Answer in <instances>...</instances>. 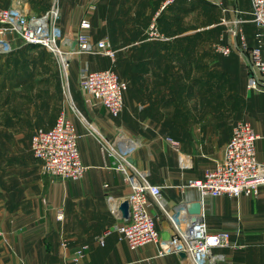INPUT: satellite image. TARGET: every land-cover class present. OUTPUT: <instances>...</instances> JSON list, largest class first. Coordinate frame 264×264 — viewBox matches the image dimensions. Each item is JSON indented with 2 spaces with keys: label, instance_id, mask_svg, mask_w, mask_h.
<instances>
[{
  "label": "crops",
  "instance_id": "1",
  "mask_svg": "<svg viewBox=\"0 0 264 264\" xmlns=\"http://www.w3.org/2000/svg\"><path fill=\"white\" fill-rule=\"evenodd\" d=\"M216 1H222L223 7L199 4L187 13L173 8L170 24L162 26L170 39L150 41L147 24L161 0H0V7L17 4L28 15H40L56 2L57 27L63 36H74L80 20L86 18L90 40L107 38L115 55L77 54L71 67L87 62L92 70L112 68L127 83L117 117L101 106L89 108L79 95V108L62 104L57 115L54 98L43 108L38 97L39 106L31 105L29 116L23 115L21 99L4 105L0 112V264H189L179 254L158 256L155 244L132 251L119 239L113 230L119 221L111 207L126 198L130 188L114 168L115 156L101 149L97 137L111 142L122 130L135 141L131 163L146 172L151 184L161 186L169 208L198 200L197 190L185 185L202 178L222 157L237 120H248L261 136L256 152L264 162V92L248 91L242 57L235 50L227 56L217 52L214 45L225 43L226 35L203 26L220 19L222 8L240 0ZM245 4L244 10L247 6L249 10V0ZM247 12L241 16L248 18ZM243 29L252 43L254 27L245 23ZM4 97L0 94V101ZM62 111L74 122L80 157L87 167L78 180L44 174L41 162L30 152L34 131L52 127ZM27 120L29 125L24 124ZM200 205L209 231L229 233L230 247L216 249L225 256L222 264H264V186L256 195L205 197ZM149 212L156 217L160 235L169 234V222L153 201ZM82 247L86 248L75 261V251Z\"/></svg>",
  "mask_w": 264,
  "mask_h": 264
},
{
  "label": "built area",
  "instance_id": "2",
  "mask_svg": "<svg viewBox=\"0 0 264 264\" xmlns=\"http://www.w3.org/2000/svg\"><path fill=\"white\" fill-rule=\"evenodd\" d=\"M176 1L161 0L146 28V40L170 39L158 29L156 18ZM216 4L221 5V1H216ZM58 11L56 2L40 15H28L17 4L0 7V55L12 53L14 40L18 38L24 45L35 44L45 48L59 59L64 71L67 60L76 54L114 57L115 51L107 38L95 42L90 40L86 33L90 23L86 18L80 20L79 30L74 36L61 35L56 25ZM222 12L219 24L224 26L227 41L217 42L214 45L215 50L225 56L235 50L244 62L247 88L264 92V0H249L248 18H243L239 10L231 12L229 16V9L222 8ZM245 23H251L254 27L252 43L247 41L243 29ZM77 77L81 92L92 106L103 107L111 117L120 114L124 106L127 83L114 69L92 70L84 62L78 68ZM76 113L79 114L78 111ZM78 138L73 120L62 111L52 127L34 131L29 141L30 152L41 162L44 174L78 180L87 168L80 157ZM97 139L104 152L115 156L114 168L122 173L130 188L126 197L130 207L129 221L126 223L119 218L117 203L111 207L113 217L119 221L113 230L130 250L135 251L139 247L155 244L158 246V256L183 252L186 255L184 260L189 264L224 262L225 256L216 249L230 247L229 233L209 231L201 212H189L187 206L190 201H182L169 208L161 194V186L151 184L146 172L131 163L129 158L135 149V141L122 130L117 132L111 142L101 136ZM260 139L261 136L248 120H237L232 126L222 157L213 161L202 178L189 180L185 187L197 190L200 203L205 197L227 195L239 198L243 195H256L259 187L264 186V162L258 160L256 152V143ZM167 140L173 147L178 146L176 141L170 138ZM151 201L169 222V238L166 240L161 238L156 228V217L149 212ZM57 219H62L61 211H58ZM99 241L102 242L101 238ZM85 248L75 251V261L82 256Z\"/></svg>",
  "mask_w": 264,
  "mask_h": 264
},
{
  "label": "rangeland",
  "instance_id": "3",
  "mask_svg": "<svg viewBox=\"0 0 264 264\" xmlns=\"http://www.w3.org/2000/svg\"><path fill=\"white\" fill-rule=\"evenodd\" d=\"M205 1L211 2L217 7L216 0ZM197 2L198 1L195 3ZM245 2L246 0H240L238 5L233 4L229 6L228 9H230V13L239 10L241 15L244 16L245 12L248 11V6L244 10L246 7ZM221 5H218V7H223L222 1ZM15 41L16 44H14V47L16 45H20V47L14 48L13 52L9 55L0 57V94L5 95L3 100L0 101V112L4 108V105H7L11 101L14 102L17 99H21L22 101H17L23 105V111H26L23 115L29 116L30 106H39L36 100L38 97H41L42 102L40 106L43 108H46L47 105L49 107L51 99L54 98V110L57 115L62 104H70L72 107H74V105L78 107L76 102L78 95L82 97L85 105L89 108H95V106H92V104L87 101L80 90L77 77L80 64H75L71 67V62L75 60L77 54L67 60V66L64 71L60 66L59 59L49 55L46 53L47 51L40 52L36 47H26L18 38H16ZM43 81H50L52 84L48 85ZM248 91L254 90L248 89ZM46 99L49 101H46ZM41 118L43 119V117H40L39 120H41ZM3 120H5V118ZM24 124L29 125L30 120L24 121Z\"/></svg>",
  "mask_w": 264,
  "mask_h": 264
},
{
  "label": "trees",
  "instance_id": "4",
  "mask_svg": "<svg viewBox=\"0 0 264 264\" xmlns=\"http://www.w3.org/2000/svg\"><path fill=\"white\" fill-rule=\"evenodd\" d=\"M196 1L197 0H192L190 2H186L185 0H177L174 4H172L171 6H169L165 11L161 12L159 14V16L156 18L158 29L161 32H163V33H165V34L168 35V33L163 30V27L162 26L163 25L166 26L167 24H170L168 18L170 16L171 10L173 8H177V9L181 10V12H183V13L186 12L187 13L189 11L194 10L195 7H196V5H199V4H201L203 6H208V8H211V9L215 7L211 2L209 3L208 1H205V0H200L199 2L195 3ZM158 7H159V4L157 5L156 9L152 13V15H151V17L149 19V22L147 24V26L149 25V23L151 21V18L153 17L154 13L157 11ZM219 22H220V19L218 18V19H215L213 21L208 22L207 24H205L203 26L208 27V28L205 29L206 31H210V32L215 33L216 35H220L222 32L224 33V26L221 25V24H219ZM24 46H26V47L33 46V47H36L37 49L42 48L40 50V52L47 51L45 48H43V47H41L39 45H35V44H25ZM0 57H3V55H0Z\"/></svg>",
  "mask_w": 264,
  "mask_h": 264
},
{
  "label": "water",
  "instance_id": "5",
  "mask_svg": "<svg viewBox=\"0 0 264 264\" xmlns=\"http://www.w3.org/2000/svg\"><path fill=\"white\" fill-rule=\"evenodd\" d=\"M201 203L199 200L193 201L190 204L189 211L192 214H199L201 212ZM116 210L118 213L119 218H121L124 222H128L130 219V207H129V201L127 198L120 199L116 204ZM161 238L166 240L169 238L168 233H162ZM181 259H185L186 255L183 252L178 253Z\"/></svg>",
  "mask_w": 264,
  "mask_h": 264
}]
</instances>
